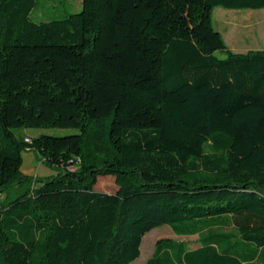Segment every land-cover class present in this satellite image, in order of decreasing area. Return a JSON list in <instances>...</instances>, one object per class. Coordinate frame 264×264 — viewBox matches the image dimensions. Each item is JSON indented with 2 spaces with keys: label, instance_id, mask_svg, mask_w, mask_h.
Wrapping results in <instances>:
<instances>
[{
  "label": "trees",
  "instance_id": "1",
  "mask_svg": "<svg viewBox=\"0 0 264 264\" xmlns=\"http://www.w3.org/2000/svg\"><path fill=\"white\" fill-rule=\"evenodd\" d=\"M36 3L0 0V264H130L164 223L197 244L157 239L143 264H264V49L211 19L264 0ZM41 127L79 131H14ZM25 150L57 173L23 174Z\"/></svg>",
  "mask_w": 264,
  "mask_h": 264
},
{
  "label": "rangeland",
  "instance_id": "2",
  "mask_svg": "<svg viewBox=\"0 0 264 264\" xmlns=\"http://www.w3.org/2000/svg\"><path fill=\"white\" fill-rule=\"evenodd\" d=\"M80 9V0H37L31 11L35 20H49L61 17ZM212 25L220 32L227 48L233 52L246 53L251 50L264 49V8L261 9H228L222 6L212 8ZM216 55L224 56L223 51H217ZM17 135H23L27 139L41 134L62 136L77 133L76 128H20L14 130ZM21 172L25 175L37 178L53 176L57 170L45 162L33 150L22 152ZM96 187L99 190L113 192L116 189L111 176L102 177ZM229 230V228H226ZM145 237V239H144ZM157 239L169 241H184L188 246L197 244V235H178L168 224H161L146 232L140 241L139 255L130 264H143L151 255L154 243ZM141 244H143L142 249Z\"/></svg>",
  "mask_w": 264,
  "mask_h": 264
},
{
  "label": "crops",
  "instance_id": "3",
  "mask_svg": "<svg viewBox=\"0 0 264 264\" xmlns=\"http://www.w3.org/2000/svg\"><path fill=\"white\" fill-rule=\"evenodd\" d=\"M218 31V30H217Z\"/></svg>",
  "mask_w": 264,
  "mask_h": 264
}]
</instances>
